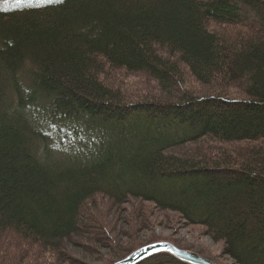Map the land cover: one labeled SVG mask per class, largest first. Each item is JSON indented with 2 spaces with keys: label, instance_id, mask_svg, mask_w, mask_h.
<instances>
[{
  "label": "trees",
  "instance_id": "obj_1",
  "mask_svg": "<svg viewBox=\"0 0 264 264\" xmlns=\"http://www.w3.org/2000/svg\"><path fill=\"white\" fill-rule=\"evenodd\" d=\"M99 198L151 203L233 264H264V0H0V264L93 255Z\"/></svg>",
  "mask_w": 264,
  "mask_h": 264
},
{
  "label": "rangeland",
  "instance_id": "obj_2",
  "mask_svg": "<svg viewBox=\"0 0 264 264\" xmlns=\"http://www.w3.org/2000/svg\"><path fill=\"white\" fill-rule=\"evenodd\" d=\"M104 72V76H99V80L110 88L125 94L139 92L145 95L146 91L142 85L144 80L139 76L110 69L106 71V68ZM184 80L188 86L187 92H201L199 94L205 97L210 95L211 91L197 85L189 73L184 74ZM149 87L152 86H146L147 91ZM63 141L66 145L67 141ZM212 146L223 149L219 145ZM97 202L98 206L92 210L102 212L98 223L105 227L109 240L103 241L102 247L87 244L93 255L78 248H66V255L77 264H113L127 257L125 254L131 251L130 249L155 243H170L180 250L196 253L217 264H233L224 254L223 243L212 241L205 235L202 227L188 225L175 213L159 212L153 204L133 199H127L126 203L120 206H113L105 198H99Z\"/></svg>",
  "mask_w": 264,
  "mask_h": 264
},
{
  "label": "water",
  "instance_id": "obj_3",
  "mask_svg": "<svg viewBox=\"0 0 264 264\" xmlns=\"http://www.w3.org/2000/svg\"><path fill=\"white\" fill-rule=\"evenodd\" d=\"M159 254H167L185 264H215L196 253L180 250L170 243H155L136 250L124 259L113 264H139L140 262Z\"/></svg>",
  "mask_w": 264,
  "mask_h": 264
}]
</instances>
